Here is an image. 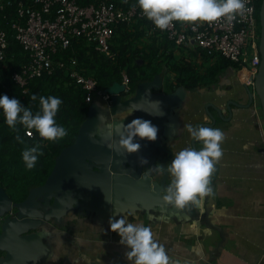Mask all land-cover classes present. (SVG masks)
<instances>
[{
  "label": "crops",
  "instance_id": "crops-1",
  "mask_svg": "<svg viewBox=\"0 0 264 264\" xmlns=\"http://www.w3.org/2000/svg\"><path fill=\"white\" fill-rule=\"evenodd\" d=\"M177 25L187 23L177 21ZM196 50L175 47L174 57L202 66L198 71L202 73L215 59L205 62L199 53H193ZM159 77L160 88L152 93L169 94L177 88L184 92L170 123L158 132L157 139L169 152L163 154V158L170 157L166 167L175 152L190 147L194 140L185 125L212 124L204 110L207 104L212 105L208 108L215 121L212 128H219L226 135L221 145L224 154L211 177L214 194L201 198L198 206L175 208L164 201L165 193L153 191V183L158 184L162 176L159 172L151 179L149 197L159 201L158 205L151 203L144 207L137 200L131 202L122 196L111 201L108 212L95 213L69 206L61 216H51L38 230L28 232L38 233L43 245L32 264H131L125 256L129 249L119 243V235L111 232L109 226L110 218L122 216L129 223L151 227L154 238L164 244L170 264H264V114L259 100L252 96L248 105L246 87L233 68L225 69L213 82L194 90L177 87L165 92V83L173 84L174 75L165 72ZM96 106L105 112L100 115L105 118L99 123L102 131L107 130L106 124L126 119L125 113L111 115L105 111L103 102ZM212 107L218 108L221 116ZM195 147L203 145L197 141ZM168 177L172 179L170 173ZM170 183L167 180L165 186ZM39 206L38 212H47L42 204Z\"/></svg>",
  "mask_w": 264,
  "mask_h": 264
},
{
  "label": "trees",
  "instance_id": "trees-1",
  "mask_svg": "<svg viewBox=\"0 0 264 264\" xmlns=\"http://www.w3.org/2000/svg\"><path fill=\"white\" fill-rule=\"evenodd\" d=\"M31 5L32 0H20ZM77 6L85 7L98 5L100 2L113 3L117 8L128 10L137 7V0H74ZM14 2V0H13ZM262 0H255V20L257 34L260 35L259 10ZM49 18H52L49 17ZM17 20L15 7L0 12V28L5 31L8 48L6 58L0 63V96L7 95L10 99L20 101L25 107H30L33 113L39 111V100L32 101L33 94L39 96H56L62 100L59 111L55 117L57 123L68 130V135L58 141L42 139L35 129H26L17 125L13 130L5 123L3 110L0 109V188L11 198L22 201L30 189L41 186L50 175L56 157L60 152L75 142L79 128L87 116L90 104L84 101V93L80 86L69 80L62 70H55L51 75H43L27 81L21 88L13 80V74L20 73L21 67L30 62L29 54L14 38L12 24ZM110 50L112 58L109 59L96 51L93 44L82 38L71 39L70 46L59 50L52 58L53 61H67L76 58L82 74L92 77L97 82V89L105 91L113 83H122V75L129 79L127 85L128 95L133 94L137 86L143 82L152 81L156 75L165 72L174 75L173 84L165 83V92L174 88L184 87L194 90L197 86H204L213 82L217 75L227 68H235V64L215 55L214 63L206 67L202 73V66L191 65L183 58L175 59L174 43L167 35L158 30H152V22L147 19H136L133 24H121L111 29ZM259 43V42H258ZM199 53L206 62L210 57L201 49ZM26 92H23V91ZM25 131H32L33 136L28 137ZM23 140L20 143L17 139ZM42 146L43 155L39 157L36 166L28 170L22 160V151L25 145Z\"/></svg>",
  "mask_w": 264,
  "mask_h": 264
},
{
  "label": "water",
  "instance_id": "water-1",
  "mask_svg": "<svg viewBox=\"0 0 264 264\" xmlns=\"http://www.w3.org/2000/svg\"><path fill=\"white\" fill-rule=\"evenodd\" d=\"M259 25L260 63L258 72L254 76L253 93L248 87H246V91L249 96L248 105L252 103V96L256 97L264 114V0L260 5ZM160 85L161 78L156 75L152 81L139 84L131 97L122 95L124 86L120 83H113L107 88L105 92L111 96L112 102L110 109L107 110L111 115L124 114L123 110L129 105L142 108L144 111H135L130 117L113 122V138L108 142H102L101 133L98 131L101 122L98 118L104 113H101L96 105L91 104L73 145L64 148L56 157L54 167L45 183L30 189L25 200L15 205L16 215L11 220L3 219L11 209V200L0 188V222L2 221L0 225V253H3L0 257V264H32L39 256L43 245L38 239V233L28 232L38 230L40 226L48 222L51 216L54 218L61 216L69 206H72L73 209L95 213L108 212L111 201H117L122 196L131 202L137 200L139 205L144 207L151 203L160 204L159 201L149 199L152 196L150 193L151 179L155 177L156 173L148 172L147 168L159 163L166 169V162L170 157L163 158V154L169 155V152L163 148L159 139L149 142L137 137L136 142L141 144L140 151L137 154H127L120 150L119 136L115 132L116 125H127L136 118L150 120L158 127L159 131L165 130L175 109L180 106L183 99L184 92L181 88H177L169 94L151 92V100L162 102V110L165 113L163 117L146 113L154 112L155 105L147 102L137 104L141 101L146 89L153 91L159 89ZM211 106L207 104L204 110L211 118L212 124L205 123V125L194 127H212L214 125L215 121L208 110ZM212 108L221 116L218 108ZM104 132L107 133L108 129ZM195 142L197 141L192 140L190 147L196 149ZM141 157L148 160L147 165L141 166L139 162ZM149 157L150 159H148ZM168 176L167 170L162 171L159 183H153L155 193L164 194L166 192V188L170 185L166 187V181L171 180L172 182L173 179ZM213 181L214 179H211V183ZM50 201L52 202L51 206H49ZM39 204H42V208L44 206L47 212H38L36 208L40 207Z\"/></svg>",
  "mask_w": 264,
  "mask_h": 264
},
{
  "label": "clouds",
  "instance_id": "clouds-1",
  "mask_svg": "<svg viewBox=\"0 0 264 264\" xmlns=\"http://www.w3.org/2000/svg\"><path fill=\"white\" fill-rule=\"evenodd\" d=\"M250 0H137V5L156 28L166 30L172 26L173 21L194 24L197 21L214 23L221 18L228 22L235 21L237 16L251 12L253 9L246 8ZM126 97L128 94H122ZM39 100V111L33 113L30 107L23 106L19 100L10 99L7 95L0 96V109L3 110L5 123L16 129L22 125L26 129H35L39 136L46 141H58L68 135V130L59 125L55 119L62 100L56 96H39L33 94L32 101ZM149 103L156 106L154 112H146L148 115L163 117L162 102L151 100V89H146L141 101L137 104ZM135 111H144L142 108L129 105L123 112L126 118ZM100 122L105 118L99 116ZM108 132L101 133L102 142L110 141L112 136V124H106ZM190 136L203 147L195 149L187 147L174 153L171 163L165 167L157 163L149 167L148 172L159 173L167 170L172 176V182L166 188L163 196L170 206L184 209L187 205L198 206L200 199L214 194L211 185V177L216 171L215 165L223 156L222 142L226 140L225 133L219 128L194 127L191 124L184 126ZM116 135L119 136L120 150L127 154H137L141 144L136 138L155 142L158 138L159 129L150 120L143 118L133 119L127 125L118 124L115 127ZM91 138V136H90ZM20 143H23L17 137ZM93 142H95L93 140ZM110 146V144H109ZM43 155L42 146L37 143L34 146L25 145L22 151V160L28 170L33 169L40 156ZM141 166L148 164L144 157L139 158ZM109 202V201H108ZM110 203V202H109ZM110 231L120 237L119 243L125 246V256L131 264H170V257L164 244L154 238L152 228L142 223H129L127 217L109 219Z\"/></svg>",
  "mask_w": 264,
  "mask_h": 264
},
{
  "label": "built area",
  "instance_id": "built-area-1",
  "mask_svg": "<svg viewBox=\"0 0 264 264\" xmlns=\"http://www.w3.org/2000/svg\"><path fill=\"white\" fill-rule=\"evenodd\" d=\"M255 0L246 5L252 8L237 19L228 22L221 18L214 23L197 21L194 24L178 26L172 22L166 30H160L152 22V30L167 35L176 48L201 49L213 59L215 55L235 64V73L244 87L253 88L254 76L258 72L260 54L259 36L255 20ZM15 7L17 20L12 24L14 38L29 54L30 62L13 74V80L24 88L27 81L62 70L69 80L80 86L86 104L101 100L107 109L111 107V96L97 89L95 79L82 74L76 58L67 61H53L59 50L70 46L71 39L82 38L93 44L96 51L112 58L110 50L111 29L117 25H131L136 19L146 16L137 7L128 10L117 8L113 3L100 2L98 5L77 6L74 0H32L26 5L20 0H0V12ZM52 18H49L51 17ZM6 33L0 28V63L6 58L8 42ZM129 79L122 75L124 91L128 94ZM23 92H26L25 90ZM32 137V131H25Z\"/></svg>",
  "mask_w": 264,
  "mask_h": 264
},
{
  "label": "flooded vegetation",
  "instance_id": "flooded-vegetation-1",
  "mask_svg": "<svg viewBox=\"0 0 264 264\" xmlns=\"http://www.w3.org/2000/svg\"><path fill=\"white\" fill-rule=\"evenodd\" d=\"M252 90L251 91H253V88H251ZM130 97V96H129ZM100 102H102L101 100H98V101H96V105H98ZM102 110H103V108H102ZM105 111H107V108H105L104 109ZM114 119V118H113ZM162 143V142H161ZM7 195V194H6ZM8 196V198L11 200V209H10V211L8 212V213H6L5 214V216H4V220H6V219H13L14 217H15V215H16V209H15V205H17V204H19V203H21V202H23L25 199H23L22 201H16L17 199L16 198H11L9 195H7ZM27 197V196H26ZM1 223H2V221L0 222V225H1Z\"/></svg>",
  "mask_w": 264,
  "mask_h": 264
},
{
  "label": "rangeland",
  "instance_id": "rangeland-1",
  "mask_svg": "<svg viewBox=\"0 0 264 264\" xmlns=\"http://www.w3.org/2000/svg\"><path fill=\"white\" fill-rule=\"evenodd\" d=\"M133 94H134V93H133ZM133 94H130V96H131V95H133ZM127 97H129V96H127ZM101 112L105 114V112H104V111H101Z\"/></svg>",
  "mask_w": 264,
  "mask_h": 264
}]
</instances>
